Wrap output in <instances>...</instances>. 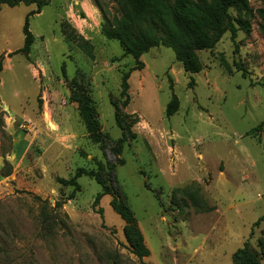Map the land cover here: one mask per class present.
<instances>
[{
  "label": "rangeland",
  "instance_id": "obj_1",
  "mask_svg": "<svg viewBox=\"0 0 264 264\" xmlns=\"http://www.w3.org/2000/svg\"><path fill=\"white\" fill-rule=\"evenodd\" d=\"M36 8L0 6V264H233L246 241L258 251L264 125L249 132L264 122V0L230 9L235 41L227 32L197 51V73L164 46L132 70L135 58L104 34V16L119 11L114 0H51L30 17L35 40L20 52ZM173 94L179 107L168 116ZM84 96L98 114L101 142L86 126ZM79 168L97 171L108 185L97 206L103 186L95 177L81 176L78 186L60 181ZM111 177L142 247L128 239L113 207ZM138 248L149 254L139 257Z\"/></svg>",
  "mask_w": 264,
  "mask_h": 264
},
{
  "label": "trees",
  "instance_id": "obj_2",
  "mask_svg": "<svg viewBox=\"0 0 264 264\" xmlns=\"http://www.w3.org/2000/svg\"><path fill=\"white\" fill-rule=\"evenodd\" d=\"M51 0H0L1 5L15 7L20 4H36V10L27 14L24 23L25 42L20 52L28 53L34 43L35 36L30 30V17L41 13L44 6ZM119 6V11L113 14L111 20L104 16L109 25L104 28V34L108 39L119 40L127 55H132L137 65L132 70L143 68L141 56L149 52L152 48L164 46L172 48L179 62L183 64L186 71L197 73L201 70L200 62L196 58V52L213 48L222 38L230 32L232 39L237 37V27L230 14V9L236 6H245L247 0H114ZM238 70L247 77L248 71L237 64ZM2 62L0 61V73L2 72ZM126 72L121 80V93L125 97L123 107L130 103L129 77ZM255 83H253L254 85ZM264 86V83H259ZM81 112L84 116L86 126L91 136L97 142L102 141L100 132V122L98 114L93 106V101L88 96L79 98ZM118 106H116L117 108ZM179 107L178 97L173 94L169 102L166 113L173 115ZM119 119V114L116 115ZM264 122L253 128L249 134H256L263 128ZM135 134L132 138H135ZM128 138L124 135L119 140V152H122L123 143ZM113 172V166L110 167ZM83 175L95 177L103 186V191L97 194L94 206H97L101 198L107 194L108 185L102 180L100 174L95 170L79 168L74 177L70 180L61 179L62 183L78 186L77 179ZM117 190H115L116 201L113 202L115 211L127 222L128 239L142 247L143 239L138 231L133 212L126 202V198L121 186L111 177ZM110 187V186H109ZM112 188V187H111ZM115 188V189H116ZM114 189V188H112ZM74 195V194H73ZM40 199V197H37ZM200 211H211V207H201L195 204ZM60 207L61 203L57 202ZM47 220V219H46ZM48 229L51 226L48 225ZM135 240V241H134ZM259 250H254L249 241H246L232 256L233 264H262L264 259V237L259 239ZM137 254L143 257L149 254L148 249L143 251L138 248Z\"/></svg>",
  "mask_w": 264,
  "mask_h": 264
},
{
  "label": "crops",
  "instance_id": "obj_3",
  "mask_svg": "<svg viewBox=\"0 0 264 264\" xmlns=\"http://www.w3.org/2000/svg\"><path fill=\"white\" fill-rule=\"evenodd\" d=\"M39 14H40V13H39ZM94 16H95V15H94ZM95 17H96V16H95ZM238 249H239V248H238ZM238 249H237V250H238ZM237 250H236V251H237ZM236 251H235V252H236ZM235 252H233V254H234ZM233 254H232V256H233Z\"/></svg>",
  "mask_w": 264,
  "mask_h": 264
}]
</instances>
